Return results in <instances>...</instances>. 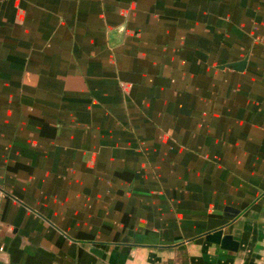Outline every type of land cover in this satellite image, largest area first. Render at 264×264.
Instances as JSON below:
<instances>
[{"label": "crops", "instance_id": "crops-1", "mask_svg": "<svg viewBox=\"0 0 264 264\" xmlns=\"http://www.w3.org/2000/svg\"><path fill=\"white\" fill-rule=\"evenodd\" d=\"M0 188V264H264V0H0Z\"/></svg>", "mask_w": 264, "mask_h": 264}, {"label": "water", "instance_id": "water-1", "mask_svg": "<svg viewBox=\"0 0 264 264\" xmlns=\"http://www.w3.org/2000/svg\"><path fill=\"white\" fill-rule=\"evenodd\" d=\"M245 63V58L241 60H237L234 62H230L224 64L227 67H231L235 70H241ZM205 240L218 244L220 248L234 251L237 247V242L231 237L230 234H222V230L220 228L215 229L211 232H208L204 236Z\"/></svg>", "mask_w": 264, "mask_h": 264}, {"label": "built area", "instance_id": "built-area-1", "mask_svg": "<svg viewBox=\"0 0 264 264\" xmlns=\"http://www.w3.org/2000/svg\"><path fill=\"white\" fill-rule=\"evenodd\" d=\"M2 197H3V191H2V189L0 188V201H1Z\"/></svg>", "mask_w": 264, "mask_h": 264}]
</instances>
